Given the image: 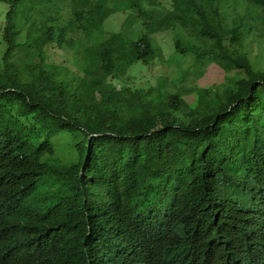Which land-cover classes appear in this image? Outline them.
<instances>
[{"label":"trees","instance_id":"trees-1","mask_svg":"<svg viewBox=\"0 0 264 264\" xmlns=\"http://www.w3.org/2000/svg\"><path fill=\"white\" fill-rule=\"evenodd\" d=\"M0 2L9 5L0 28V216L47 189L18 209L0 264H180L150 223L180 204V189L195 200L226 193L233 200L217 202L226 213L264 205V68L244 49L264 33V0H238L244 14L221 0ZM119 11L120 29L106 32ZM166 33L168 61L190 65L172 82L130 83L160 61L155 39ZM49 45L78 47L83 63L49 62ZM220 61L236 70L228 83L181 90ZM70 134L78 156L63 162L55 138ZM201 207L210 250L212 217Z\"/></svg>","mask_w":264,"mask_h":264},{"label":"clouds","instance_id":"clouds-1","mask_svg":"<svg viewBox=\"0 0 264 264\" xmlns=\"http://www.w3.org/2000/svg\"><path fill=\"white\" fill-rule=\"evenodd\" d=\"M60 139L57 140V144ZM76 142L71 141L72 145ZM72 149L76 153L68 161L70 162L78 156L76 147L59 145L56 154L64 151L72 154ZM88 153L84 154V161L87 160ZM192 181L190 177L189 182ZM46 190L43 187L31 190L26 196L16 200L12 214L8 218L0 216V241L6 239L18 220V209L23 205L32 204V196H43ZM180 192L182 194L180 204L169 209L162 208L163 216L150 222L155 226L156 234H160L157 245L167 243L174 248L179 255L180 264H199L198 256L207 259L212 256L215 259L212 264H264V205L250 209L247 214L226 213L217 203L218 199L223 198L233 200L226 193L218 194L210 189L195 200L188 199L181 189ZM200 206L212 217L210 222L212 238L208 242L210 250L206 248L205 236L203 237L197 221L200 217Z\"/></svg>","mask_w":264,"mask_h":264},{"label":"rangeland","instance_id":"rangeland-1","mask_svg":"<svg viewBox=\"0 0 264 264\" xmlns=\"http://www.w3.org/2000/svg\"><path fill=\"white\" fill-rule=\"evenodd\" d=\"M238 0H221L222 5H228L235 4V7L233 9L237 11H241L242 14L245 13L244 7L242 5L245 4L243 2L244 0H241L240 3L236 4ZM165 2V0H163ZM233 6V5H232ZM9 5L6 2H0V28L4 26V15L8 9ZM128 13V12H127ZM125 14L126 12H116L112 14L109 19L105 23V30L106 32L110 31H118L125 20ZM262 15L264 16V11H262ZM257 24L260 26V30H264L262 21H258ZM137 26L139 25L136 24ZM259 30V31H260ZM157 40V46L159 47L161 53L163 56H160L161 59L158 62H155L154 64H151L149 67L147 64H143L142 66V73L140 75H134V78L131 76L129 77L130 83H134L135 85H150V84H156V82L160 79H166L168 81H171L175 79V76L179 74L180 68L179 66H182L183 68L190 65L191 59L187 60H179L178 62H169L168 61V55L171 54V52L174 50L173 47V41L174 38H172V35L169 33L164 34L163 36H160L159 38H156ZM248 41L245 42L244 49L249 53L250 60L254 63L255 68H264V33L262 35L256 36L254 42L250 45H247ZM47 52L49 57V62L57 63V64H65L67 65L71 70H78L79 66L83 63V59L81 57V53L83 51H80L78 47H75L73 49L64 48L59 49L55 47L54 45L47 46ZM81 52V53H80ZM166 61L170 63V65H167ZM205 67V66H204ZM202 75L198 76L194 82L193 76L189 75L186 77V79L179 83V86L181 87V90L183 88V85H192L196 84L197 87H208L212 86L213 89H215V85L221 84L224 82H229L228 79H226L227 74H234L236 72L235 69L231 68V64L220 61L219 64H212L208 67H205L203 69ZM190 74V73H189ZM137 80V81H135ZM120 88V86H118ZM194 101V100H193ZM191 106H193V103H191ZM55 140H58V137L55 138ZM72 141V136L69 135L67 138H61L59 141V145H69V142ZM77 143V142H76ZM67 152V151H66ZM64 152L57 153L56 156L63 162H68L71 157L74 156L76 153L74 149H72V154H68ZM77 155V154H76Z\"/></svg>","mask_w":264,"mask_h":264}]
</instances>
